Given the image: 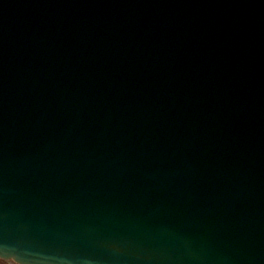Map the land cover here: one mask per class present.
<instances>
[{
	"label": "water",
	"instance_id": "1",
	"mask_svg": "<svg viewBox=\"0 0 264 264\" xmlns=\"http://www.w3.org/2000/svg\"><path fill=\"white\" fill-rule=\"evenodd\" d=\"M0 259L264 264V0H0Z\"/></svg>",
	"mask_w": 264,
	"mask_h": 264
},
{
	"label": "rangeland",
	"instance_id": "2",
	"mask_svg": "<svg viewBox=\"0 0 264 264\" xmlns=\"http://www.w3.org/2000/svg\"><path fill=\"white\" fill-rule=\"evenodd\" d=\"M0 264H16V263H14L11 260H3V259H0Z\"/></svg>",
	"mask_w": 264,
	"mask_h": 264
}]
</instances>
